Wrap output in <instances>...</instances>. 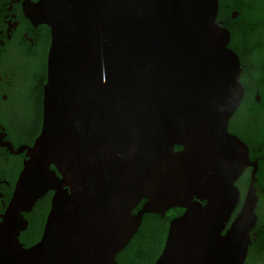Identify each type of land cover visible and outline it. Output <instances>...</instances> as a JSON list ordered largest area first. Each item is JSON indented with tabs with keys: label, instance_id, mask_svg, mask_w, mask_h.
<instances>
[{
	"label": "water",
	"instance_id": "obj_1",
	"mask_svg": "<svg viewBox=\"0 0 264 264\" xmlns=\"http://www.w3.org/2000/svg\"><path fill=\"white\" fill-rule=\"evenodd\" d=\"M218 11V0H41L52 30L44 126L3 224L0 264H118L144 216L173 208L185 212L155 264H245L259 163L229 131L245 87ZM49 191L43 236L25 248L24 213Z\"/></svg>",
	"mask_w": 264,
	"mask_h": 264
},
{
	"label": "flooded vegetation",
	"instance_id": "obj_2",
	"mask_svg": "<svg viewBox=\"0 0 264 264\" xmlns=\"http://www.w3.org/2000/svg\"><path fill=\"white\" fill-rule=\"evenodd\" d=\"M40 2L41 0H0V234L3 232V224L18 181L31 159L29 151L34 147L44 126V87L48 79L52 30L43 22ZM218 2L217 21L230 32L229 48L239 56L243 67L241 80H245L249 75L245 70L248 63H264V0ZM252 78L253 76L252 85L256 87L257 80ZM255 91L254 99H243L229 124L230 133L238 136L248 146L249 143L244 138L251 136L247 137V132L250 133L252 128H264V112L260 110V106L255 107L256 104L264 106V98L259 90ZM182 148L175 147L177 151ZM51 168L55 169V166L52 165ZM252 170V167H248L236 182L241 200L229 224L243 206L246 197V194L243 195V187L247 178H251ZM54 195V191H49L43 199L36 202L32 211L24 213L27 228L20 232L18 238L25 248H30L41 240ZM144 203L145 200L138 205L135 213ZM184 212V208H173L162 217L174 215L175 218ZM253 242L245 264H262L264 255L254 256L256 243Z\"/></svg>",
	"mask_w": 264,
	"mask_h": 264
},
{
	"label": "trees",
	"instance_id": "obj_3",
	"mask_svg": "<svg viewBox=\"0 0 264 264\" xmlns=\"http://www.w3.org/2000/svg\"><path fill=\"white\" fill-rule=\"evenodd\" d=\"M245 70L249 75L245 80H241L245 87L244 98L249 101L254 99L256 89L260 91L264 98V63L258 65L248 63ZM252 76V79L257 80L255 82L258 83L256 87L252 85ZM256 106L257 108L260 106V110L264 112V106L257 104ZM246 135L247 137L251 136V138L243 137L249 143L251 158L252 160H258L259 163L257 173V195L259 197L257 208L258 226L252 232L253 243H256L254 256L257 254L259 256L261 254L264 255V128L260 130L252 128L250 133L247 132ZM249 178H247V182L244 184L243 195L246 194ZM173 218L174 215L165 218L156 214H146L138 233L133 237L130 244L118 254V264H155L164 250L170 223Z\"/></svg>",
	"mask_w": 264,
	"mask_h": 264
}]
</instances>
